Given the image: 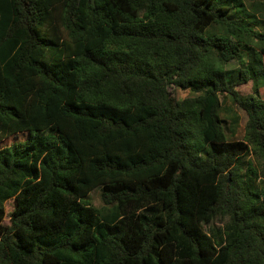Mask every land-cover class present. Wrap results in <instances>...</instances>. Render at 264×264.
Masks as SVG:
<instances>
[{
    "label": "trees",
    "instance_id": "trees-1",
    "mask_svg": "<svg viewBox=\"0 0 264 264\" xmlns=\"http://www.w3.org/2000/svg\"><path fill=\"white\" fill-rule=\"evenodd\" d=\"M249 1L0 0V264H264Z\"/></svg>",
    "mask_w": 264,
    "mask_h": 264
},
{
    "label": "rangeland",
    "instance_id": "rangeland-1",
    "mask_svg": "<svg viewBox=\"0 0 264 264\" xmlns=\"http://www.w3.org/2000/svg\"><path fill=\"white\" fill-rule=\"evenodd\" d=\"M250 2L256 3L257 5H255V7L252 8L250 7V5L252 4ZM246 5L249 10V13L255 16V23H253L252 26H254L259 31V33H264V0H254V1L251 0ZM249 47L258 49L255 45H250ZM247 62L249 63V65H252V66L255 64L252 62V58L250 57H249V61ZM240 68L241 66L237 62H231L226 65V70L229 72L238 70ZM238 91L244 97L254 96L257 99L264 101V77L260 75L257 78H254L253 80L249 81V83H247L246 85L239 87ZM226 107L232 108L231 115L240 117V122L242 124V127H244L246 123L245 113L238 110L237 107L231 104V102H228L226 104ZM20 140H21L20 137H14L10 139V141L1 144V146H4V147L11 146L19 142ZM100 191H101L100 188L94 190L91 193L90 198H89L92 205L98 208H100L102 204L101 199H100ZM13 205L14 204L11 202L6 203L5 208H6L7 214L11 211V209L13 208ZM9 223H10V220L8 217H6V219L3 221L2 224L9 225ZM218 224L221 225L220 222H218Z\"/></svg>",
    "mask_w": 264,
    "mask_h": 264
}]
</instances>
